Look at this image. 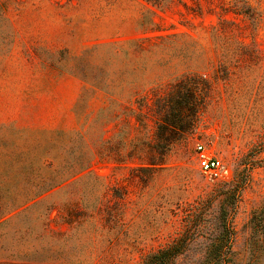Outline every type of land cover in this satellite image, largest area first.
<instances>
[{"label":"rangeland","instance_id":"374dc122","mask_svg":"<svg viewBox=\"0 0 264 264\" xmlns=\"http://www.w3.org/2000/svg\"><path fill=\"white\" fill-rule=\"evenodd\" d=\"M182 81L204 108L163 160ZM263 209L264 0H0V264H264Z\"/></svg>","mask_w":264,"mask_h":264},{"label":"trees","instance_id":"16d2710c","mask_svg":"<svg viewBox=\"0 0 264 264\" xmlns=\"http://www.w3.org/2000/svg\"><path fill=\"white\" fill-rule=\"evenodd\" d=\"M204 91L194 85L188 84V81H182L178 85V90L174 96V100L171 98H164L160 100L158 105L159 115L161 120L158 127L155 139V144L158 149L164 151L163 160L165 159L168 150L176 145L178 142L181 143L196 126V121L199 117L200 112L204 108L202 97ZM190 106L191 118L187 119V107ZM179 144V143H178ZM151 165H157L155 161H151ZM216 198L221 200V217L222 220L220 228L225 233V240L231 242L232 233L229 227V208H234L236 200L233 190H220L216 194ZM264 214V209H263ZM264 217V216H263ZM264 222V221H263ZM180 241V240H179ZM180 243H177L171 247L163 249L159 252V255L163 258L162 263H168L169 260L179 255L178 248Z\"/></svg>","mask_w":264,"mask_h":264},{"label":"built area","instance_id":"2783aa9c","mask_svg":"<svg viewBox=\"0 0 264 264\" xmlns=\"http://www.w3.org/2000/svg\"><path fill=\"white\" fill-rule=\"evenodd\" d=\"M199 167L203 175L213 180H227L228 169L226 165L209 150L205 145L198 144L196 147Z\"/></svg>","mask_w":264,"mask_h":264}]
</instances>
